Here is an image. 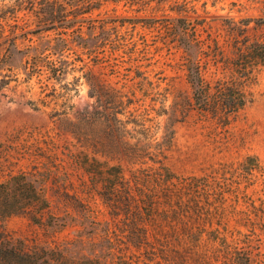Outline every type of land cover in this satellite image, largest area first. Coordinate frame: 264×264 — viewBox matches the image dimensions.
I'll return each instance as SVG.
<instances>
[{
    "label": "rangeland",
    "instance_id": "rangeland-1",
    "mask_svg": "<svg viewBox=\"0 0 264 264\" xmlns=\"http://www.w3.org/2000/svg\"><path fill=\"white\" fill-rule=\"evenodd\" d=\"M63 8L78 16L60 21ZM97 15L120 20L118 31L128 41L112 60L121 70L139 64L153 82L143 84L137 95L153 118V144L165 127L174 130L165 161L170 171L204 176L211 165L246 155L264 164V62L253 69L247 88L251 101L228 124L207 128L195 114L185 119L172 114L192 92L181 68L182 49L171 39L177 19L186 17L199 23L202 37H217L222 45L230 27L243 22L252 38L264 41V0H0V79L5 81L0 87V264H186L179 255H190L189 235L153 230V168L137 170V183L124 171L137 203L131 212L113 215L93 190L96 165L82 159L70 132L75 113L94 103L83 73L105 72L86 51L96 42L89 17ZM76 27L81 38L73 34ZM105 46L98 51L107 63L111 48ZM188 53L198 55L196 48ZM43 56L58 64L66 59L60 79H47ZM35 59L40 76L33 69ZM215 175L220 181L232 178L230 172L225 179ZM241 187L246 189L244 183ZM228 218L232 229L234 216ZM252 237L251 264H264V227ZM160 243L179 254L168 251L174 256L160 259ZM215 246L208 252L214 255L211 262L229 264L215 257Z\"/></svg>",
    "mask_w": 264,
    "mask_h": 264
},
{
    "label": "trees",
    "instance_id": "trees-1",
    "mask_svg": "<svg viewBox=\"0 0 264 264\" xmlns=\"http://www.w3.org/2000/svg\"><path fill=\"white\" fill-rule=\"evenodd\" d=\"M89 4L92 8L94 1ZM178 4L186 8L184 2ZM68 12L63 8L59 20L78 16ZM119 22L98 15L89 17L96 42L86 51L105 72L83 73L94 103L91 108L85 107L75 113L76 122L70 130L81 147L82 159L96 165V176L94 173L91 176V179L96 177L93 190L113 215L131 212L137 203V195L131 190L124 171H128L137 183V170L142 166L153 168V230L163 234L177 231L190 236L187 247L190 255H179L186 264L189 261L214 264L211 262L214 255L208 254L213 243L216 258L223 256L229 264H251V250L256 246L252 235L257 228L264 227V164L257 157L246 155L238 162L211 165L204 176L181 177L170 171L165 161L174 130L171 125L165 127L161 140H155L153 144V118L142 107L137 95L143 84L152 85L153 82L139 69V64H134L133 69L130 66L121 70V65L112 60L115 52L128 47V41L118 31ZM198 24L186 17L178 18L177 29L171 33V39L182 49L181 68L192 92L187 97L188 103L178 104L172 114L179 113L184 119L195 114L203 126L216 129L228 124L231 117L251 101L247 88L254 78L253 69L264 62V41L250 36L248 22L233 25L223 43L233 54L227 56L217 37L201 36ZM73 34L81 38V27H76ZM105 45L111 48L107 63L98 51ZM195 48L198 55L193 58L188 52ZM135 50L134 47L130 55ZM39 58L48 72L47 79H60L66 72V59H60L58 64L44 56ZM33 69L35 74H42L36 59ZM102 75L107 78L103 79ZM4 83L0 79V87ZM82 159L77 157L76 161L80 163ZM87 161L81 166L86 168ZM228 172L232 175L230 181L225 179ZM217 173L225 180H217ZM98 179L102 181L100 187ZM242 183L246 185L244 191ZM231 214L235 220L232 229L228 226V215ZM239 226L247 228L246 232ZM204 234H207L206 239H203ZM163 245L166 246L159 245L160 259L168 260L170 254H179L176 247L166 246V249Z\"/></svg>",
    "mask_w": 264,
    "mask_h": 264
}]
</instances>
